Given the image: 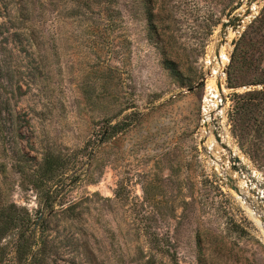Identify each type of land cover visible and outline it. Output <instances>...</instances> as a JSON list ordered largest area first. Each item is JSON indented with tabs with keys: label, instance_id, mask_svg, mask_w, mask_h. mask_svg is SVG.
<instances>
[{
	"label": "rangeland",
	"instance_id": "374dc122",
	"mask_svg": "<svg viewBox=\"0 0 264 264\" xmlns=\"http://www.w3.org/2000/svg\"><path fill=\"white\" fill-rule=\"evenodd\" d=\"M245 1H0V206L31 217L7 264H264V0L213 77Z\"/></svg>",
	"mask_w": 264,
	"mask_h": 264
},
{
	"label": "trees",
	"instance_id": "16d2710c",
	"mask_svg": "<svg viewBox=\"0 0 264 264\" xmlns=\"http://www.w3.org/2000/svg\"><path fill=\"white\" fill-rule=\"evenodd\" d=\"M1 1V0H0ZM148 22L152 27L151 15L148 18ZM235 56L232 55L230 72L228 73V86L230 88H235L237 85L233 83V79L231 78V69L235 62ZM170 63L166 62V69L170 68ZM262 84V82H260ZM247 94V93H246ZM249 95V94H247ZM246 95V96H247ZM245 95H241L238 93H233V114L240 116V121L244 122L243 119L245 107H247L245 101L243 99L246 97ZM117 128V126H115ZM40 165L38 169L42 170V173L45 176H54L58 170V166L56 165V161L50 154H45L42 157V161H40ZM18 168L19 172L22 171L24 167L19 165V161L15 166ZM50 206V204H48ZM52 207L50 206V211ZM21 209H19L14 203H10L8 206H0V264H7V261L10 257H16L21 260L25 259L27 254L30 252V238L26 235L29 225L31 223V217L28 212H26V216L22 219L18 216ZM9 241H8V240ZM32 261L37 260L36 257H32ZM33 261V262H34ZM172 261L175 262L174 257H172ZM154 264L151 261L146 262L145 264ZM176 263V262H175Z\"/></svg>",
	"mask_w": 264,
	"mask_h": 264
},
{
	"label": "water",
	"instance_id": "95a60500",
	"mask_svg": "<svg viewBox=\"0 0 264 264\" xmlns=\"http://www.w3.org/2000/svg\"><path fill=\"white\" fill-rule=\"evenodd\" d=\"M257 0H247L245 1V8L248 10L251 8L252 4L256 2ZM243 6V3H239L236 8L234 9L233 13L227 16L226 21L223 25V31L221 38L219 42L217 43L216 49H215V56L219 58L220 56V50L222 49V46L224 43H226V38L228 36V29H235L239 24H242V16L243 14L238 12ZM217 87L219 92L222 90V82L219 80L217 82Z\"/></svg>",
	"mask_w": 264,
	"mask_h": 264
},
{
	"label": "bare ground",
	"instance_id": "6f19581e",
	"mask_svg": "<svg viewBox=\"0 0 264 264\" xmlns=\"http://www.w3.org/2000/svg\"><path fill=\"white\" fill-rule=\"evenodd\" d=\"M256 3V2H255ZM245 6V4H243ZM252 10H255L256 7H257V4H252ZM243 7V6H242ZM243 10V9H242ZM248 11V10H247ZM234 30V29H232ZM231 35V34H230ZM223 47V46H222ZM222 50V49H221ZM220 50V51H221ZM228 62V56L227 54L222 50L220 52V56L219 58L215 57V66H214V69H213V77H222L223 76V70L226 66ZM215 90V89H214ZM207 96V95H206ZM218 93L217 92H211L210 93V97L209 98H206L205 102H206V107H207V110L210 111V112H216L219 110V97H218ZM204 102V103H205ZM204 108V107H203ZM206 108H205V111H207ZM211 114V113H210ZM206 115V114H205ZM216 116L219 118L223 116V112L222 110H219V112L216 114Z\"/></svg>",
	"mask_w": 264,
	"mask_h": 264
}]
</instances>
